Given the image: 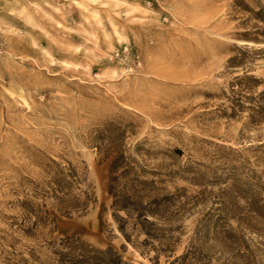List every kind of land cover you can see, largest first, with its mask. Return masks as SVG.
I'll return each mask as SVG.
<instances>
[{
  "label": "rangeland",
  "instance_id": "374dc122",
  "mask_svg": "<svg viewBox=\"0 0 264 264\" xmlns=\"http://www.w3.org/2000/svg\"><path fill=\"white\" fill-rule=\"evenodd\" d=\"M0 264H264V0H0Z\"/></svg>",
  "mask_w": 264,
  "mask_h": 264
}]
</instances>
